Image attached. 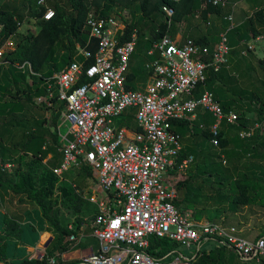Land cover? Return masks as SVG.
<instances>
[{
  "label": "built area",
  "instance_id": "2783aa9c",
  "mask_svg": "<svg viewBox=\"0 0 264 264\" xmlns=\"http://www.w3.org/2000/svg\"><path fill=\"white\" fill-rule=\"evenodd\" d=\"M212 2L223 7L229 3ZM38 5H46V0ZM163 13L171 26L175 10L164 7ZM128 14L119 7L106 16L90 13L85 46L76 43L72 61L47 83L49 106L65 104L57 125L62 159L53 173L62 178L88 166L95 183L91 195L84 198L99 210L90 222L99 251L76 264H183L189 257L178 248L201 250L210 243L228 245L246 262L264 264V236L247 240L236 226L197 220L193 214L180 211L175 205L177 189L169 181L174 170L184 174L195 163L190 156L178 164L183 143L173 131L174 122H191L197 110L203 108L216 120L211 128V144L219 150L221 123L237 121L236 113L226 115L212 93L196 95L210 71L219 73L228 66L227 37L224 35L210 49L192 39L163 36L146 52L147 81L140 82L137 90H130L127 76L138 40L134 33L131 41L120 43L132 22H128ZM53 16L54 11L47 9L43 19L50 21ZM227 19L234 27L233 14ZM13 38L0 48V64L4 55L14 50ZM259 40L261 37L243 44V56L247 57L253 42ZM18 67L33 74L29 63ZM54 96L56 102L51 101ZM130 112L136 130L121 122ZM258 128L261 126L256 124L240 136L249 138ZM11 167L0 164V173ZM82 237L72 235L68 240L74 243ZM153 238L175 243L177 248L156 259L149 253ZM47 262L54 264L55 257L47 258Z\"/></svg>",
  "mask_w": 264,
  "mask_h": 264
},
{
  "label": "trees",
  "instance_id": "16d2710c",
  "mask_svg": "<svg viewBox=\"0 0 264 264\" xmlns=\"http://www.w3.org/2000/svg\"><path fill=\"white\" fill-rule=\"evenodd\" d=\"M227 1L229 2L228 5L223 7L222 5H214L212 0H180L179 2L175 0H65V5L54 0H46L44 6H39L38 0L35 6L39 10V32L37 34L28 33L18 43L15 42L14 50L5 54L0 64V108L2 107L1 102L12 105L11 110L5 114L6 116H13L23 108L20 100L33 101L35 98L46 95L47 83L51 82L53 75L72 61L75 44L80 43L85 46L87 41L86 22L90 13L106 16L115 8L121 6L140 13L143 18L156 21L159 14L162 17L165 16L163 8L169 7L175 10L171 25L172 23L185 25L189 17L196 15H200L203 21L208 23L210 15H225L228 18L234 11L235 3L244 0ZM47 9L54 11V16L50 21L43 19V14ZM227 22V25H229L226 33L228 46L230 53L235 54L238 47L263 36L264 7L255 9L253 14L247 17L239 26L231 27L228 19ZM0 25L3 26L0 31L1 48L11 36H17L24 25V18L15 11L0 6ZM139 26L140 21H132L127 25L125 35L120 40V43L124 44L132 40L134 33L137 34L136 51L131 57L127 76V87L130 90H137L138 84L146 82L149 77V73L145 69L141 75L134 71L132 62L135 54L141 56L144 66L147 61L146 52L155 42L171 31L168 21H162L157 28L151 30V37H147ZM208 37V35L201 36L192 38V40L196 44L213 49L214 44L210 45ZM249 53L247 57L241 54L244 58L243 62L239 61L231 67L228 63V66L219 73L210 71L206 82L199 85L196 91L197 97L205 91H210L226 115H229L231 111L236 112L237 121L235 124H230L227 120L221 123L218 134L219 150L211 144L214 138L211 128L215 119L208 112L205 115L213 118L212 124H192L187 120L173 123L174 132L180 134V131L176 130L177 126L180 129L190 128V132L192 131L193 135L202 136L205 143L204 146L200 147V151L197 149L196 153L192 155H188L186 151L182 150L177 159L178 164H180L190 156L195 158V163L186 172L188 177L186 180L179 181L176 187L178 199L175 201V205L182 212H185L184 209H193L202 196L208 197L205 193L207 188L213 191L216 190L217 197H221L222 192L228 191L229 194L226 198L229 210L233 214L249 207L256 199L264 200V61L258 60L259 74L256 72L252 75L246 74L248 77L245 79L251 80L249 86H240V81L233 74V66L238 65L239 67L247 61L249 62L247 58L251 56V52ZM26 63L31 65L33 74L24 73L15 67ZM5 64H9V66L6 67ZM250 68L256 70L253 65ZM25 75H29L31 85L25 81ZM20 80L24 81V89L21 85L22 82L19 87ZM220 84L225 86L226 89L219 88ZM13 88L15 92L9 99L6 94L9 89ZM51 101L56 102L57 96H54ZM50 108L56 110V113L52 112L53 116L49 125L46 126L47 121L45 120L39 127L23 134L20 148L24 157H32L33 160L26 164L28 170L24 173V184L21 187L14 188V192L24 195L29 201L40 207L41 214H37L41 225L40 232L44 230L47 223L54 229L57 239L50 252V255H54L56 251L61 253L68 251L69 245L66 239L72 235H78L86 220L97 216L99 210L97 205L86 200L82 194L66 186L61 188L60 206L56 207L51 199L56 180L59 178L53 173V169L60 164L62 159L58 151L57 125L65 104L48 107L49 110H51ZM251 113L255 115V118L249 117ZM121 122L130 129H137L131 112L127 113ZM256 124L262 126L263 131L258 128L254 129V133L249 138L243 139L240 136L243 132H249ZM52 128L53 130H51ZM3 132L0 131V140L2 141L4 139ZM180 136L182 137V134ZM48 138L51 140H48ZM49 141L51 144L47 145ZM13 146L16 147L17 143H13ZM248 158L253 162L247 165ZM45 160L50 161L46 165L50 167L51 171L41 181L42 190L34 194V171L38 164ZM224 160H226L225 165ZM21 168L22 166L19 164L18 173L22 171ZM74 171L76 170H72L67 174L74 175L75 178L78 176L77 178L82 179V182L89 180L84 184L85 188L90 182L93 184L90 167L83 166L80 171ZM173 173L177 174V171L174 170ZM76 188L82 190L80 185ZM179 193L181 194L179 195ZM181 197L182 199H180ZM63 210L68 211L73 216V229H70V226H63L61 221ZM194 217L201 220L196 214ZM5 233L7 237H13L17 240H22L24 237L20 226L11 221L5 222ZM6 246H8L7 241ZM220 247L222 249H219L213 255H208L207 249L196 250L195 259L191 260L192 262L189 264H251L250 262L246 263V261L244 263V260L228 245H220ZM176 248L177 244L175 243L153 238L149 253L154 258L159 259L173 252ZM35 264H41V262L36 261ZM71 264H74V262Z\"/></svg>",
  "mask_w": 264,
  "mask_h": 264
},
{
  "label": "rangeland",
  "instance_id": "374dc122",
  "mask_svg": "<svg viewBox=\"0 0 264 264\" xmlns=\"http://www.w3.org/2000/svg\"><path fill=\"white\" fill-rule=\"evenodd\" d=\"M37 1L38 0H0V6H3L4 8L11 11H15L24 18V25L20 29L17 36L13 38L14 42L18 43L22 39V37L24 35H27L28 33L37 34L39 32V10L35 6ZM54 1L65 5V0ZM252 4L257 8L264 7V0L255 1L252 3L244 0L235 3L234 11L232 13L234 24L244 21L247 17L253 14L254 10L251 9L253 7ZM249 6H252L249 13L240 11L241 7L242 9H249ZM119 9L121 11L126 10L129 12L128 22L136 20H138V22L140 21L139 28L142 30V32L145 33V36L147 37H151V30H153V28H157L162 21H167L165 16L162 17L160 16V14L158 15L156 21H152V19L150 20L143 18L140 13L132 9H125L121 6L119 7ZM238 15L240 17H238ZM220 18L222 20L223 18H225L227 22V17L222 16ZM187 25L189 26V30L193 33H198L199 28H208L210 26L209 24H207V22L203 21L200 15L189 17ZM228 26L229 25H226V28H224L226 32H224L223 30L218 31L217 36L220 37V40L224 35L226 36ZM182 28V25H175L174 23H172L171 31L169 34L173 37L177 33V31H181L180 29ZM221 33L225 34L221 36ZM217 44H214V46ZM252 45L253 50L250 51L251 56L247 58V60L253 62V66H255L256 68L255 72L259 74L260 68H258V60L264 61V40L253 42ZM245 47L240 46L237 48V53L229 54V67L235 65L239 61L243 62L244 58L241 54H243V51L246 49ZM132 63L134 65V71L138 72L141 75L144 70L141 56L139 54L138 56L137 54H135ZM5 66H9V64H5ZM18 66L19 65H16L15 67L18 70L22 71V69H20ZM25 76V81L27 82V84L31 85L32 82L29 78V75ZM239 81L241 83L240 86L243 87L249 86V82L251 83V80H247L245 78H239ZM23 82V80H20V82L18 83L19 87L20 83L21 85H23L22 88L25 86ZM14 92V88L9 89L6 96H8V98L10 99L11 95ZM43 102L44 100L41 101L38 98H35L33 101L20 100V103L23 104V108L25 107V112H22L23 115L15 114L16 116H0V131H2L1 129L4 128V125H6L3 130L4 139L3 141L0 140V164H8L12 166L11 169L7 170V172L0 173V264H35L36 261L41 262V264H49L47 262V258L49 257H55L57 263H59L60 261L58 255H50V252L52 251L57 239V235L54 229L47 223L44 227V230L40 232L41 225L37 217V214H41L40 207L34 202L29 201L24 195H19L14 192V188L21 187L24 184V173L28 170V166L26 164L32 162L33 160L32 157H24L23 152L20 148L23 134L31 129L39 127L45 120L47 121L46 126L49 125L53 116L52 112L56 113V110L51 109L52 111L50 112L49 117L45 118L47 109L42 107L46 105ZM252 116L255 118V115ZM1 119H4L6 122ZM51 130H53V128ZM48 140L51 139L48 138ZM13 143H17V146L14 147ZM50 144L51 142L49 141L47 145ZM47 162L49 163L50 161L45 160L44 162L38 164L36 170L34 171V194L42 190L43 185L41 184V181L46 177L47 173L51 171L50 167L46 165ZM252 162L253 160L248 158L246 164L248 165ZM19 164L22 166V171L20 173H18ZM77 177L78 176H76L75 178L74 175L70 176L67 174L61 178L63 180L57 178L53 196L51 197L56 207L60 206L62 193L61 188L64 186L76 190L83 196L91 195L90 192L95 187L94 181L93 184L90 182L89 185H87L85 188L84 184L89 182V180L82 182V179H79ZM187 177V173H177L169 178V181L170 184L172 186H175L176 188L178 182L186 180ZM78 185L81 186L82 190L77 189L78 187L76 188V186ZM205 193L208 195V197L202 196L201 200L197 201V204L193 209H184L185 212L193 214V216H195L196 214L200 217L201 220L236 226L243 231L241 237L247 240H255L259 236H264V200L256 199V201H254V203H252L249 207L242 209L237 214H233L229 210V205L226 198V196H228L229 194L228 191L222 192L221 197H217L216 190L213 191L212 189L210 190L207 188V191ZM180 194L181 193H179V195ZM180 199H182V197ZM6 221L15 222L20 226L22 235L24 236L22 240H17L13 237L9 238L6 236ZM61 221L63 226L65 227L73 226L72 223L74 221V218L68 211L63 210ZM86 222L90 223L91 219H87ZM1 238L4 239L2 240ZM6 241L8 242V246H6ZM220 245L221 244L210 243L206 246H202L201 249H207V254L213 255L219 249H222ZM71 247L72 246H69V248ZM178 250L180 251V253H182V255L189 257L188 261L183 262V264H189L192 262L191 260L195 259V247L192 249L183 247L178 248ZM59 253L61 254V252ZM41 258H43L44 260L41 261ZM73 260V253L68 254V257H66V261ZM243 262L245 263V261Z\"/></svg>",
  "mask_w": 264,
  "mask_h": 264
},
{
  "label": "crops",
  "instance_id": "0c3cea01",
  "mask_svg": "<svg viewBox=\"0 0 264 264\" xmlns=\"http://www.w3.org/2000/svg\"><path fill=\"white\" fill-rule=\"evenodd\" d=\"M247 1L250 2L249 0H247ZM250 3H252V2H250ZM252 6H253V4H252ZM252 6H249V9L248 8H243L242 9V7H241L240 11L249 13L251 11L250 8ZM251 9L255 10V9H257V7L253 6ZM222 16H217V15H213L212 16V15H210L209 16L210 19L208 20V23H210V26L208 28H206V27L199 28V32L198 33L191 32L189 30V26L187 24L186 25H182L183 28L180 29L181 31H177V33L173 37L178 36V37L183 38L184 40H186V39L198 38V37H201V36H207L208 35L209 36L208 39L210 41V45L217 44L220 41V39H219L220 37L217 36L218 31L223 30L224 32H226V30H224V28H226L227 22H226L225 18H223V20L220 18ZM238 17H240V16L238 15ZM243 22L244 21L238 22L237 24H234V25L235 26H239ZM224 34H222L221 36H223ZM261 40H264V36L261 37ZM247 62L244 63V64H241L239 67H238V65L237 66H233V74H235V77L238 80H239V78L248 77V76H246V74L247 75H252L253 73H255V71L250 68L251 65H253V62L252 61H249L248 63ZM250 63H252V64H250ZM219 86H220L219 88L226 89V87L222 86V84H220ZM205 92H207V91H205ZM208 92H210V91H208ZM38 99H40L41 101L44 100L43 103H45L46 105L42 106V107L47 109L46 113H45L46 114L45 118L49 117V114H50L51 110L48 109V107H50V106L48 104L47 93H46V95H43V97H40ZM1 105H2V107L0 108V116H6L5 113L7 111L11 110L12 105L3 104V103H1ZM50 109H52V108H50ZM202 109L203 108H199L197 110L196 115L194 116V118H192V121H191L192 124H199V125L205 124V125H208V124H212L213 123L212 119L214 118V116L211 114L212 117H213L212 118L209 115H205V113L207 111H205L204 109L202 110ZM24 110H25V107L22 108L16 114H22L23 115L22 112H25ZM231 112H234V111H231ZM234 113H236V112H234ZM252 115H253V113L249 114V117L250 118L253 117ZM1 120L6 122L4 119H1ZM215 124H216V120L214 122V125ZM5 126L6 125H4V128H5ZM4 128H2L1 130L3 131ZM220 128H221V125H220ZM176 130L178 132L180 131L179 133L182 134L183 150L186 151L188 153V155H192L193 153H196L197 149L200 151V147L205 145L203 137L199 136V135H193L192 131L190 132V128L189 129L188 128H186V129L181 128L180 129V127L177 126ZM261 130L263 131L262 126H261ZM173 172H172V174H174ZM171 176H173V175H171ZM70 227L73 229V226H70ZM80 234H83V237L80 238V240L77 241V242L71 243V242H69L68 238L66 239V242L68 243V245L72 246V247L69 248L68 251H66L64 253H61V254L59 253V251H56L55 255H58V258H60L59 259L60 261H59V263H57L56 262V258H55V263L54 264H56V263L57 264H71L73 262H74V264H76L82 257L90 255V254H93V253H97L99 251V242L93 236V230H92V227H91L90 223L85 222L82 225L78 235H80ZM70 253H73L74 260L73 261H66V257H68V254H70Z\"/></svg>",
  "mask_w": 264,
  "mask_h": 264
},
{
  "label": "clouds",
  "instance_id": "9594fccd",
  "mask_svg": "<svg viewBox=\"0 0 264 264\" xmlns=\"http://www.w3.org/2000/svg\"><path fill=\"white\" fill-rule=\"evenodd\" d=\"M49 15H51V13H49Z\"/></svg>",
  "mask_w": 264,
  "mask_h": 264
}]
</instances>
